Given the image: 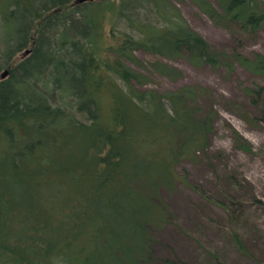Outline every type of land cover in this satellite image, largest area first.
<instances>
[{
	"label": "trees",
	"instance_id": "trees-1",
	"mask_svg": "<svg viewBox=\"0 0 264 264\" xmlns=\"http://www.w3.org/2000/svg\"><path fill=\"white\" fill-rule=\"evenodd\" d=\"M193 1L236 48L212 47L175 13L167 24L143 22L129 0H0V74L8 71L0 76V264H190L170 246L158 254L157 233L169 225L197 234V259L225 264L207 237L215 232L264 264V230L254 221L264 202L248 182L232 169L211 193L182 167L206 155L218 116L212 91L151 88L152 75L181 73L137 55L264 76L263 54L237 50L264 24V0ZM121 18L138 34H115L111 22ZM241 90L244 103L223 98V107L264 127V84ZM182 189L199 198L190 226L173 209Z\"/></svg>",
	"mask_w": 264,
	"mask_h": 264
},
{
	"label": "rangeland",
	"instance_id": "rangeland-1",
	"mask_svg": "<svg viewBox=\"0 0 264 264\" xmlns=\"http://www.w3.org/2000/svg\"><path fill=\"white\" fill-rule=\"evenodd\" d=\"M157 1L164 7L160 5L156 7L153 3H148V0H129L131 4H134L135 11L143 22L155 25L167 24L175 13L182 17L212 47L218 50L236 48L237 44L233 43L232 36L225 29L213 24L193 0ZM208 1L213 5L216 3V0ZM111 23L115 34L120 31L138 34L135 26H131L122 18ZM111 23L105 22L106 30L109 29ZM237 50L246 55L252 52H259L264 55V24L253 39L243 41ZM137 55L145 64L159 59L175 67L181 73V76L173 79L154 74L151 76L149 87L159 90H173L182 85H201L209 88L215 98L214 107L218 116L214 132L210 136L209 147L206 150L207 157L204 155L196 163L185 162L182 165L190 182L199 184L214 193L217 176L235 169L251 186L254 197L264 202V127L249 125L238 114L226 110L221 103L223 98L242 103L241 86L250 84L253 80L264 84V76L255 79L237 64L228 72L223 68L213 69L208 66H194L184 58L166 60L144 52H137ZM226 124H229L249 143L252 153H246L235 147L233 136L231 131L226 128ZM219 151L226 154L224 162L212 157L213 153ZM197 199H199L197 194L188 189H182L181 193L176 196L173 209L179 225L190 226L191 222L197 220H195L192 211V205ZM211 211L215 214L221 213L216 206L212 207ZM254 221L260 229L264 230V211L255 213ZM157 234L159 241L164 246L157 247L158 254H166L167 247L170 246L175 250L177 256L187 263L193 264L198 261L202 264H215L212 259L206 258V256L200 257L201 259L195 258L197 255L194 253L193 246H196V241L203 243L195 232V235L188 237L179 232L175 226L169 225ZM207 237L212 240L211 243L220 247L225 264H254L235 251L227 241H223L220 235L215 232L208 233Z\"/></svg>",
	"mask_w": 264,
	"mask_h": 264
},
{
	"label": "water",
	"instance_id": "water-1",
	"mask_svg": "<svg viewBox=\"0 0 264 264\" xmlns=\"http://www.w3.org/2000/svg\"><path fill=\"white\" fill-rule=\"evenodd\" d=\"M83 1H89V0H76V2H83ZM27 52H28V51L26 50L25 53H27ZM7 73H8V71H7V70H4V71L0 74V76H1V77H4V76L7 75Z\"/></svg>",
	"mask_w": 264,
	"mask_h": 264
}]
</instances>
